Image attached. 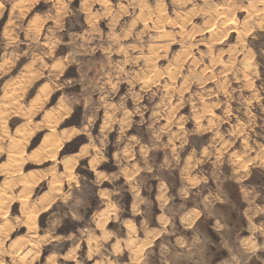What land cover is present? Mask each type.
Returning a JSON list of instances; mask_svg holds the SVG:
<instances>
[{
	"label": "rangeland",
	"instance_id": "374dc122",
	"mask_svg": "<svg viewBox=\"0 0 264 264\" xmlns=\"http://www.w3.org/2000/svg\"><path fill=\"white\" fill-rule=\"evenodd\" d=\"M207 192L226 201L179 225ZM111 212H163L183 236L162 243L195 237L209 264L255 236L239 264H264V0H0V264L180 262L156 242L115 253Z\"/></svg>",
	"mask_w": 264,
	"mask_h": 264
},
{
	"label": "crops",
	"instance_id": "0c3cea01",
	"mask_svg": "<svg viewBox=\"0 0 264 264\" xmlns=\"http://www.w3.org/2000/svg\"><path fill=\"white\" fill-rule=\"evenodd\" d=\"M57 24L55 23L54 26H56ZM49 31V30H47ZM49 33V36H50V33H53V31L51 32H48ZM49 36H43L44 38H48ZM19 74V73H18ZM17 74V75H18ZM60 103L61 106L63 105V102L62 100L60 99L59 101H57L55 107L56 108H61L60 106ZM92 137V136H89L88 137V141L86 142L85 145H90L92 144L93 141H89V138ZM94 139V137H93ZM85 145H82L81 149L85 146ZM80 149V150H81ZM79 151H76L74 152L73 154H78ZM96 153H93L92 156H95ZM133 185H130V187L132 188ZM215 187V185H213ZM213 187V188H214ZM243 189H241L240 191H242ZM251 191V190H250ZM135 196L138 195L139 191L138 190H135ZM213 193H205L203 195V198H202V202H201V205L200 207H190L188 209V211H186L180 218L177 219V223L181 226H183V228H192L194 225L198 224L196 223L198 221L199 218H201L202 216H204V214H206L207 210L208 209H212L213 210V207L215 206V204H217L218 202H222V201H226V198H224L223 196H221V193L220 194H216L215 196L211 195ZM210 196L211 197V205L209 204H206L204 201L205 199ZM251 195L248 196V202L252 201L251 199ZM138 199V197H136V200ZM137 203L138 201H135L134 200V203ZM139 203V202H138ZM41 207H37L36 209L38 210V213L39 211L42 209L43 207V204L40 205ZM135 205H133L132 203V206H131V210L133 213L135 214H138L139 210L136 212V209H135ZM260 210V211H259ZM261 213L263 211V208L260 206V204H256V206L251 210V211H248V215H247V222H246V226L248 227V229H251L252 227L256 226L255 229L257 230V228H261L263 227L262 225H257L256 222H255V218L257 217V213ZM8 212V211H7ZM101 214L104 213V216H107L108 214V209L105 208L103 211L100 212ZM6 213L4 212V215ZM112 216L107 219L105 222L102 221V225H104V227H107V225L113 221H116L118 219L119 223H120V228H113L111 231L109 230V236H110V239L114 240L113 241V246H112V249L115 253H118V252H124V251H128L131 248H136V247H139L141 245L140 248H143V249H149L151 248V246L156 242L157 244H159V249L162 251V247L164 246V248H166L167 250H171L174 251L177 249L175 248L174 246V242H172L171 244H165V243H162V237L164 239V237H166L167 233H172V234H175L176 235V238L177 239H181V237L183 236L182 235V229L181 231L178 230V231H174V229L172 228V226L169 225V222L168 220L166 219L165 215L163 212H160L158 215H157V218H156V222L158 223L157 226H154V227H151L149 225V222L147 221V219L145 217H143V219L141 220V225H138L135 221H133L132 219L130 218H120L119 216V212H116L113 213L111 212ZM8 215V213H7ZM6 215V216H7ZM103 215V214H102ZM35 220V219H34ZM97 223L101 224V221H97ZM212 225L208 228V233L210 234V238L218 241V243H222V242H225V241H229L228 239H225V238H221L220 234L219 236L212 230V228L215 229V227H217L216 229H224V226L226 223H223L220 218L218 216L214 217V220L212 221ZM140 226L143 228V230H145L144 232V235H141L140 237H136V235H138V233L140 232ZM112 232V233H111ZM108 233V232H107ZM125 234L126 237H123L122 235ZM171 234V235H172ZM90 236V235H89ZM85 240L86 242V246L88 248V253L90 254L91 251L93 250L94 252V249H97L98 247L94 245V241H92V244L91 242L89 243V239H95L94 236H90ZM102 236H99V238H101ZM255 237V236H254ZM241 238L239 240V244H238V248L235 250H224V252H226L227 256L224 258V259H227L228 262L224 263V264H239L240 261H244L246 262V260H243L244 258L246 257H250V255H248L249 252H253L255 249L253 248L254 244H255V238ZM195 237H192V239L187 243H188V247L186 246V248H182L180 249V247H178V249L176 250L175 254H173L175 256V260L177 261H180L179 263H175L173 260L172 262L169 261L168 263L170 264H184L183 262H186L187 261H191L190 263H193V264H209L211 262L208 261L207 258H198V257H193L195 253H197L196 249L192 248V246H190V243L194 240ZM100 240V239H99ZM80 242V241H79ZM79 242L77 244H79ZM143 242V244H141ZM89 243V244H88ZM133 243V245H132ZM138 243V245H137ZM146 243V246H144ZM162 243V244H161ZM252 246V247H251ZM99 249V248H98ZM210 249L213 251H216L217 250V247L212 245L210 246ZM73 252H66V253H62L61 254V257L65 258V257H68L69 259L71 258L72 260H75V251L72 250ZM96 253V252H94ZM0 255H3L2 253H0ZM74 255V257H73ZM143 256V255H142ZM141 256V257H142ZM4 257V255H3ZM172 257V256H171ZM167 260H171L172 258H169V257H166ZM150 260V261H149ZM148 261L152 264H160L159 261H152V259H149ZM212 261V260H210ZM132 263V257H131V262L130 261H126L124 263H119V264H131ZM149 263V264H150ZM94 264H96V262H94ZM219 264V263H217Z\"/></svg>",
	"mask_w": 264,
	"mask_h": 264
},
{
	"label": "trees",
	"instance_id": "16d2710c",
	"mask_svg": "<svg viewBox=\"0 0 264 264\" xmlns=\"http://www.w3.org/2000/svg\"><path fill=\"white\" fill-rule=\"evenodd\" d=\"M85 142V139L83 137H78L74 141L71 142V145H73V149L71 151L75 152L78 150L79 146ZM36 142L34 141V144Z\"/></svg>",
	"mask_w": 264,
	"mask_h": 264
},
{
	"label": "bare ground",
	"instance_id": "6f19581e",
	"mask_svg": "<svg viewBox=\"0 0 264 264\" xmlns=\"http://www.w3.org/2000/svg\"><path fill=\"white\" fill-rule=\"evenodd\" d=\"M221 13V12H220ZM228 17V16H227ZM231 24H233V22H231ZM7 25H8V23H7ZM235 25H236V23H235ZM231 29V28H230ZM61 104V103H60ZM90 139H91V137H90ZM93 139V138H92ZM91 141V140H90ZM5 216L7 215V211H5ZM37 216H38V211L36 212V214H33L32 216H31V220H34V219H36L37 218ZM252 247V246H251ZM1 258V257H0ZM2 259V258H1ZM3 261H4V259H3ZM1 262V261H0Z\"/></svg>",
	"mask_w": 264,
	"mask_h": 264
}]
</instances>
